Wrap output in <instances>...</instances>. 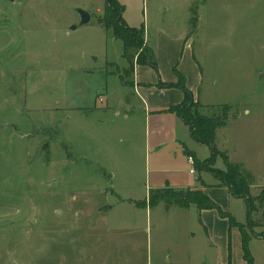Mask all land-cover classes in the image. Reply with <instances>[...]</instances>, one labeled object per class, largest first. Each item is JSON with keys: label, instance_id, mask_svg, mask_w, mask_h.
I'll use <instances>...</instances> for the list:
<instances>
[{"label": "rangeland", "instance_id": "obj_1", "mask_svg": "<svg viewBox=\"0 0 264 264\" xmlns=\"http://www.w3.org/2000/svg\"><path fill=\"white\" fill-rule=\"evenodd\" d=\"M78 8L90 12L89 23L80 24ZM135 11L158 70H188L180 72L188 87L196 65L200 112L223 118L229 107L214 145L251 173L257 197L264 0H141ZM104 19L105 0H0V264H209L216 250L197 210L163 198L143 206L145 105L132 86L142 64L131 71ZM165 34L182 38L179 54L163 46ZM139 74L160 72L142 65ZM128 103L134 113L122 110ZM184 134L187 155L211 156L188 128ZM215 168L226 169L221 154ZM245 201L231 199L241 224L249 220ZM252 218L259 236L250 251L264 264L263 220Z\"/></svg>", "mask_w": 264, "mask_h": 264}, {"label": "crops", "instance_id": "obj_2", "mask_svg": "<svg viewBox=\"0 0 264 264\" xmlns=\"http://www.w3.org/2000/svg\"><path fill=\"white\" fill-rule=\"evenodd\" d=\"M118 1L125 7L123 17L126 23L131 27H141L143 23L137 22L135 16V6L141 0ZM160 39L163 41V46L166 49L171 44L173 52L179 54L182 38L174 39L165 34ZM141 66L139 65V68H137L138 72L134 75L135 80L132 86L145 105L143 114L147 161L145 184L147 190H149V194L152 190L164 188H172L174 190H199L220 205L223 211L228 212L236 219L237 213L234 210L232 211L231 199H245L232 196L229 188L221 185L219 180L213 175L207 172H199L196 167L194 168L195 171L193 173L191 172L193 169L192 166H195V162L194 164L191 163L189 157L193 156L194 160H197V158L194 154H186L189 146L184 131L185 128H188L190 134V128L182 118L169 111L171 107L179 105L185 100V92L178 87L166 88L158 85L160 82L176 83L178 81L176 72H171L166 76L162 72V69H159V77L155 78L150 75L146 79V76H140L139 74ZM189 71L195 81L193 86L187 80V88L192 92L194 98L199 101L198 94L195 93V90L198 89L197 87L201 81L202 74L196 65ZM154 72L153 70L152 73ZM180 72L189 75L188 70L187 72L186 70H180ZM122 110L132 112L134 107L128 103V106L123 107ZM132 115L134 116V114ZM177 207L188 212L193 211V209L198 211L200 222L205 229L208 242L216 250L215 256L211 260H208L209 264H226L229 259L232 264H247L244 259L240 229L237 226L231 227L228 218L221 217L215 209L199 210L195 205H190L185 208ZM247 215L249 218V214ZM179 263L176 262V264ZM202 263H205V260Z\"/></svg>", "mask_w": 264, "mask_h": 264}, {"label": "trees", "instance_id": "obj_3", "mask_svg": "<svg viewBox=\"0 0 264 264\" xmlns=\"http://www.w3.org/2000/svg\"><path fill=\"white\" fill-rule=\"evenodd\" d=\"M125 7L118 0H105V19L102 24L105 30L111 33L123 42V55L128 60L131 71L135 69V64L150 65L158 73L157 63L153 59V53L146 42L145 26L131 27L124 20L123 13ZM134 50L135 54L130 55L129 51ZM178 82L159 83L158 85L166 88L179 87L185 92L183 103L173 106L169 109L182 118L189 126L192 138L201 145H207L212 149V154L204 161L195 160V167L199 172H207L217 178L221 185L229 188L230 194L234 197L243 198L247 203L249 220L247 224L238 223L235 218L215 203L208 195L199 190H188L184 195L182 190L172 188L155 189L149 194L148 200L143 201V206L149 204L156 205L162 198L174 200L180 207H189L195 205L199 210L215 209L223 218H228L230 226H237L242 234V248L244 259L247 264H254V259L250 251V240L254 236H259L254 227L257 223L253 220V215L261 218V225L264 227V189L257 197L251 195L252 175L244 170L238 163H232L227 159L226 154L219 153L214 145L216 132L218 128L227 123L228 106H225V113L222 117H209L200 112V105L193 103V94L186 87L184 76L177 71ZM221 154L226 161V169L215 168L217 157ZM258 204V205H257ZM261 215V216H260ZM226 264H232L231 260Z\"/></svg>", "mask_w": 264, "mask_h": 264}, {"label": "water", "instance_id": "obj_4", "mask_svg": "<svg viewBox=\"0 0 264 264\" xmlns=\"http://www.w3.org/2000/svg\"><path fill=\"white\" fill-rule=\"evenodd\" d=\"M77 11H78V13L80 14V17H81V21H80L81 25L90 22L91 14H90L89 11H87L85 9H82V8H78ZM73 28H75V26Z\"/></svg>", "mask_w": 264, "mask_h": 264}, {"label": "built area", "instance_id": "obj_5", "mask_svg": "<svg viewBox=\"0 0 264 264\" xmlns=\"http://www.w3.org/2000/svg\"><path fill=\"white\" fill-rule=\"evenodd\" d=\"M189 160H190L191 163L194 164L195 160H194L193 156H190V157H189ZM194 171H195L194 169L191 170L192 173H193Z\"/></svg>", "mask_w": 264, "mask_h": 264}]
</instances>
